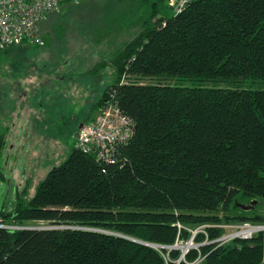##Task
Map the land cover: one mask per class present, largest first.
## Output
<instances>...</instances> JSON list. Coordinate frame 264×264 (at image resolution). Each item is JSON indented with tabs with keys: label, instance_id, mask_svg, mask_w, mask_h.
<instances>
[{
	"label": "trees",
	"instance_id": "1",
	"mask_svg": "<svg viewBox=\"0 0 264 264\" xmlns=\"http://www.w3.org/2000/svg\"><path fill=\"white\" fill-rule=\"evenodd\" d=\"M140 1L150 19L114 58L116 82L95 105L113 95L132 137L114 163L74 148L30 201L0 209L6 225L51 227L0 228V264H168L162 253H181L133 240L171 247L204 226L205 244L223 235L218 225L264 224V89L218 85L264 81V0H194L172 17L168 0ZM139 78L185 85L120 84ZM5 144L0 135V180ZM253 201L254 211L240 209ZM197 260L264 264V234L206 244L181 264Z\"/></svg>",
	"mask_w": 264,
	"mask_h": 264
},
{
	"label": "rangeland",
	"instance_id": "2",
	"mask_svg": "<svg viewBox=\"0 0 264 264\" xmlns=\"http://www.w3.org/2000/svg\"><path fill=\"white\" fill-rule=\"evenodd\" d=\"M148 9L140 0L66 4L42 23L44 45L22 44L8 53L0 51V135L6 136L0 209L4 212L11 213L19 198L30 201L47 174L69 158L79 126L91 122L97 112L93 105L116 82L114 58L144 29L150 19ZM168 9L167 16L175 15L169 5ZM133 82L185 85L169 78L122 79L120 84ZM218 85L264 89V81ZM28 226L50 227L46 222ZM235 227H225L226 234L248 229ZM203 228L189 227V239L156 250L179 251L180 261L162 255L168 264H181L191 250L220 244L219 238L196 243Z\"/></svg>",
	"mask_w": 264,
	"mask_h": 264
},
{
	"label": "built area",
	"instance_id": "3",
	"mask_svg": "<svg viewBox=\"0 0 264 264\" xmlns=\"http://www.w3.org/2000/svg\"><path fill=\"white\" fill-rule=\"evenodd\" d=\"M82 1L0 0V50L5 51L22 44L44 45L45 41L41 34L42 23L49 16L59 13L64 5L79 4ZM193 1L168 0V5L175 14H181ZM134 127L133 120L117 105L114 96L110 95L103 102L93 121L79 130L76 148L96 155L97 161L101 164L114 163L119 149L126 145L132 137ZM239 226H247L248 229L238 234L234 233L235 235L231 233L222 235L217 242L223 244L221 240L229 239L230 242L237 239L249 240L258 234H264V224L245 222ZM0 228L18 229L16 226L6 225L1 219Z\"/></svg>",
	"mask_w": 264,
	"mask_h": 264
},
{
	"label": "water",
	"instance_id": "4",
	"mask_svg": "<svg viewBox=\"0 0 264 264\" xmlns=\"http://www.w3.org/2000/svg\"><path fill=\"white\" fill-rule=\"evenodd\" d=\"M163 21V19H160L157 23H156V25L158 26L159 25V23L160 22H162ZM83 127V124H81L80 126H79V130L81 129ZM75 138L77 139L78 138V133L77 134H75ZM257 204H258V201H253V202H251V203H249V204H241L240 205V209L241 210H243V211H245V212H251V211H254L255 210V208H256V206H257ZM21 229H24V230H40V229H51V227H33V226H31V227H29V226H23V227H20ZM134 241V240H133ZM138 243H141V244H144V245H146V246H149V247H152V248H158V246L157 245H152V244H147V243H143V242H138ZM170 248V247H169Z\"/></svg>",
	"mask_w": 264,
	"mask_h": 264
},
{
	"label": "bare ground",
	"instance_id": "5",
	"mask_svg": "<svg viewBox=\"0 0 264 264\" xmlns=\"http://www.w3.org/2000/svg\"><path fill=\"white\" fill-rule=\"evenodd\" d=\"M170 4V3H169ZM175 13V12H174ZM177 15V14H176ZM91 123V122H90ZM89 124V123H88ZM86 125V124H85ZM236 225H241L240 223H233V224H224V225H218V226H216V227H218V228H221V229H223V230H225V232L223 233V235H225L226 234V232L228 231V229L226 230L225 229V227H229V226H236ZM18 228V230L19 229H21L20 227H17ZM204 229V228H203ZM201 230V232H204V230ZM254 229H255V227H254ZM249 232H252V230H249ZM250 240V239H249ZM230 242V240L229 239H227V240H224V241H222L221 240V243H223V244H225V243H229ZM181 260V258L179 259V261Z\"/></svg>",
	"mask_w": 264,
	"mask_h": 264
},
{
	"label": "crops",
	"instance_id": "6",
	"mask_svg": "<svg viewBox=\"0 0 264 264\" xmlns=\"http://www.w3.org/2000/svg\"><path fill=\"white\" fill-rule=\"evenodd\" d=\"M95 105H96V104H95ZM95 105H93V107H95ZM98 110H99V109H98ZM98 110H97V112H96V115H97V113H98ZM96 115H95L94 117H92V116H91V117H92V118H95V117H96Z\"/></svg>",
	"mask_w": 264,
	"mask_h": 264
},
{
	"label": "flooded vegetation",
	"instance_id": "7",
	"mask_svg": "<svg viewBox=\"0 0 264 264\" xmlns=\"http://www.w3.org/2000/svg\"><path fill=\"white\" fill-rule=\"evenodd\" d=\"M83 124V126L85 125V123H82Z\"/></svg>",
	"mask_w": 264,
	"mask_h": 264
}]
</instances>
